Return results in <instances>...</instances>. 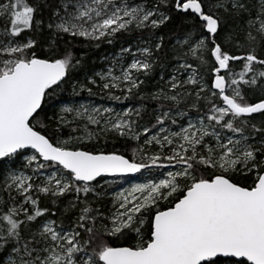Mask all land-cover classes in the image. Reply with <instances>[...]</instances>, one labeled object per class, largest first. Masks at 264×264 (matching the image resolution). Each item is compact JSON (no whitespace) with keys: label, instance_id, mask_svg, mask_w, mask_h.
Returning <instances> with one entry per match:
<instances>
[{"label":"snow or ice","instance_id":"snow-or-ice-1","mask_svg":"<svg viewBox=\"0 0 264 264\" xmlns=\"http://www.w3.org/2000/svg\"><path fill=\"white\" fill-rule=\"evenodd\" d=\"M0 264H264V0H0Z\"/></svg>","mask_w":264,"mask_h":264},{"label":"trees","instance_id":"trees-1","mask_svg":"<svg viewBox=\"0 0 264 264\" xmlns=\"http://www.w3.org/2000/svg\"><path fill=\"white\" fill-rule=\"evenodd\" d=\"M109 47L107 45H103L101 49L94 51L91 54L92 60L96 61L94 64L95 67L100 68L102 67V64L97 60L98 57L102 56L104 52L108 51Z\"/></svg>","mask_w":264,"mask_h":264},{"label":"rangeland","instance_id":"rangeland-1","mask_svg":"<svg viewBox=\"0 0 264 264\" xmlns=\"http://www.w3.org/2000/svg\"><path fill=\"white\" fill-rule=\"evenodd\" d=\"M99 102V101H98Z\"/></svg>","mask_w":264,"mask_h":264}]
</instances>
